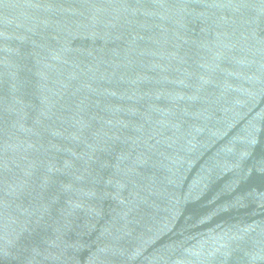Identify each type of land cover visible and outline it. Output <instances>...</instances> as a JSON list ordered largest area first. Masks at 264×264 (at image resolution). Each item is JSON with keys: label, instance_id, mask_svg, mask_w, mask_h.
Returning a JSON list of instances; mask_svg holds the SVG:
<instances>
[{"label": "water", "instance_id": "95a60500", "mask_svg": "<svg viewBox=\"0 0 264 264\" xmlns=\"http://www.w3.org/2000/svg\"><path fill=\"white\" fill-rule=\"evenodd\" d=\"M0 264H264V0H0Z\"/></svg>", "mask_w": 264, "mask_h": 264}]
</instances>
